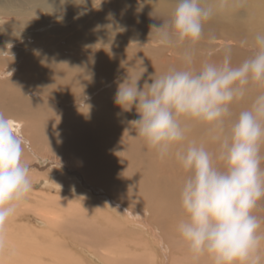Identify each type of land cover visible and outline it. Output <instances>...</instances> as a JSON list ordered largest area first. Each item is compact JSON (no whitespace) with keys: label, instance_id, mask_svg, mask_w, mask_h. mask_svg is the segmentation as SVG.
Wrapping results in <instances>:
<instances>
[{"label":"bare ground","instance_id":"bare-ground-1","mask_svg":"<svg viewBox=\"0 0 264 264\" xmlns=\"http://www.w3.org/2000/svg\"><path fill=\"white\" fill-rule=\"evenodd\" d=\"M177 2L178 0H0V28L8 30V34L4 32V35L0 37V62L11 59L15 61L23 53L34 51L38 54L37 59H34V62L32 61L28 66L39 73V77L35 79L33 77L28 78V72L19 74L17 81H14L16 86L0 84V113H3L10 120L12 126L20 130L31 144L32 140L34 142L43 141L44 138L39 134L37 138H28L25 135L26 122L7 113L22 111L27 114L30 111L35 118L39 119L41 116H45L49 121L50 118L45 113L46 111H54L55 108L46 101L34 102L25 99L24 95L27 90H32L33 94L41 95L54 103L63 101L69 109L90 105L91 111L89 113L78 112V116L83 122H69L70 124L67 126L59 125L57 126L58 131L65 136L77 133L78 139L77 141L74 140L73 143L79 144L80 148L83 149L94 146H99L98 149H100L103 145L108 147L109 141L105 144H102L101 141L104 143L103 139L111 140L113 137H118L119 139L112 146H117L120 150L125 151L140 168L149 169V173L154 171L152 169L160 172V175L149 176L153 179L151 181L157 184L153 187L155 194L171 193L176 187L167 186L169 184L166 182L173 180L177 182L181 175H187L176 159L175 151L184 149L190 144L203 145L213 155L215 165L221 164L218 167L223 168L224 162L216 159L220 150V139H216L218 133L210 127L192 120L182 119L185 140L176 146L169 155L161 158L159 153L150 148L142 137L137 135L133 138L137 128L129 122L139 118L135 109L131 112H123L114 104L118 85L128 77L129 79L137 78L142 72L141 67L147 68L139 81L141 87L145 81L151 83L149 79L151 75H153L152 78H156L171 69L185 67L184 54L188 47L175 43L163 45L158 34L151 31L153 24L159 26L162 22L170 23ZM202 4L212 6L214 10L213 17L204 23L202 38L220 34L231 41H246V44H249L255 41L257 34L264 32V0H227V6L223 9L218 7L219 0H202ZM40 12L46 15L50 24L52 23L50 18H54V24L63 23V21L69 22L66 28L61 27L59 29L54 24L50 26L49 30L52 32L60 30L69 33L61 41L62 43L55 44V47H52L53 39L40 41L39 37L44 36L48 30L47 28L39 30L41 27H47L39 18L40 16L35 17ZM17 29H32V31L28 33L29 37L25 32H22L23 36H17L14 32ZM22 38V42H16ZM72 42H77V46H73ZM19 43H23L21 50L17 48ZM63 43L69 44L62 48V50L70 52L69 56L61 54L58 50ZM10 54L11 59L7 56ZM80 57L83 59L90 58L91 62L85 63L86 61L82 60L79 64L75 63L74 59L79 58L80 60ZM197 58L198 55L194 52L192 67L199 70ZM139 60L143 61L142 65H140ZM11 66L4 68L3 72L8 73ZM121 71H125L126 75L116 81L114 77ZM21 81H23L22 84ZM105 88L109 89L105 91ZM68 96L69 99L65 100ZM99 99L101 100L99 101ZM252 99L246 94L243 98L234 100L230 107L231 116L225 118V121L233 120L241 111L250 109L254 103ZM97 101L99 102L97 103ZM104 116H110L105 123L102 122ZM68 117L70 116L68 115ZM54 119L57 118L54 116ZM59 119L53 121L56 122ZM28 127L30 126L28 125ZM83 134L100 138L97 140L94 138L95 142L91 143L86 138L87 136L83 137ZM74 136L76 137V135ZM112 146L110 145V147ZM31 148L32 153H34L32 161L35 159L47 160L56 164L55 168L60 174L65 175V177L69 175V179L73 180V183H68V185L74 187L78 182L81 185H89L91 191L95 188L100 189V191L103 190V193L101 191L97 195L98 197L104 196L109 205L120 207L126 215L134 218L135 221L131 222L132 225L144 227L149 231L148 233L145 230L153 243L157 246L161 243L163 251L166 252L165 248L169 249V246L164 245L158 227L149 224L147 217L145 218L140 213L138 208L144 212L145 210L148 211V208L143 206V200L138 199L134 201L135 204L130 202L132 205L123 206L118 196L116 197L114 193H110L108 188L97 182L103 179L104 174L101 173L100 166L96 165V160L89 161L85 158L87 156L86 151L81 153L83 156L80 155L81 164L79 165L59 157H49L44 152L35 150L32 145ZM96 153L95 155L98 154ZM31 155L25 152L26 157H31ZM98 163L100 165V162ZM60 168L65 171L63 172ZM159 177L162 179L159 180ZM116 190L118 191V189ZM114 192L116 191L114 190ZM153 208V210H158L159 207ZM109 264L115 263L110 262Z\"/></svg>","mask_w":264,"mask_h":264},{"label":"clouds","instance_id":"clouds-1","mask_svg":"<svg viewBox=\"0 0 264 264\" xmlns=\"http://www.w3.org/2000/svg\"><path fill=\"white\" fill-rule=\"evenodd\" d=\"M226 6L227 0H219V8ZM213 15V7L202 0H178L170 23L153 24L151 31L163 45L189 46L185 67L151 75V83L145 81L142 87L139 81L147 68L141 67L137 78L118 85L114 104L123 112L135 109L139 118L129 122L137 128L133 138L142 137L161 158L185 140L182 119L204 124L218 133L216 139L222 137L216 159L224 162L223 168L203 145L175 151L187 173L180 191L185 219L178 232L195 256L207 255L213 264H258L264 221L254 213L264 201V93L238 114L227 135L224 122L233 101L244 97L250 83L264 85V34L255 37L259 50L238 66L232 65L228 50L220 63L206 62L196 70L193 48ZM26 151L34 157L30 141L0 113V235L32 190Z\"/></svg>","mask_w":264,"mask_h":264},{"label":"rangeland","instance_id":"rangeland-1","mask_svg":"<svg viewBox=\"0 0 264 264\" xmlns=\"http://www.w3.org/2000/svg\"><path fill=\"white\" fill-rule=\"evenodd\" d=\"M35 17L41 18L47 25V27H41L39 30L48 29L44 36L39 37L41 42L53 39L52 47H55V44L62 43L64 37L69 34L60 30L57 32L49 30L50 26L54 24V18H50L52 22L50 24L46 15L42 12ZM54 25L59 29L61 27L66 28L69 22H57ZM31 31L32 29L14 30L17 36H23L22 32L28 34ZM4 32L8 34V30L0 28V37L4 35ZM69 32L71 33V31ZM22 40L23 38L16 40V42H22ZM76 43L72 42L73 46L76 47ZM22 44H17L18 50H21ZM67 45L63 43L62 47L58 48L60 53L65 56L70 54L68 50H62ZM185 46L189 48L187 44ZM193 50L198 55V68L206 62L220 63L228 50L231 52L232 65L238 66L258 51L259 46L256 41L242 44V42L226 39L224 35L214 34L202 38ZM7 56L11 59V54ZM37 56L38 54L33 51L23 53L15 61L11 59L10 61L0 62V84L16 86L14 81H17L18 75L24 72H28V78H38V71H34V68L28 66L32 61L34 62V59H37ZM70 57L73 58V56ZM82 60L86 61L85 63L91 62L90 58L83 59L80 57V60L79 58L74 59L77 64ZM9 66H11V69L8 73H4V68ZM125 75V71H121L114 78L118 81L119 78L121 79ZM108 89L105 88V91ZM31 91L27 90L24 95L25 99L34 102L46 101L55 108L54 111H46L45 113L50 118L49 121L45 116H41L39 119L35 118L30 111V114L22 111L7 114L21 118L26 122L25 135L28 138H37L38 134L44 138L43 141L37 140L34 142L32 140V147L41 153L44 152L49 157H59L79 165L81 164L80 155L86 151L87 156L85 158L89 161L96 160V165L100 166L99 169L104 174L103 179L97 182L108 188L110 193H114L116 197L118 196L123 206L132 205L130 202L134 203L138 199L143 200V206H146L149 212L147 210L144 212V210L138 208L140 213L145 218L147 217L149 224L158 227L164 245L169 246V249L165 248L166 252L163 251L161 243L158 244L159 246L153 243L144 227L132 225L131 222L135 221L134 218L126 215L120 207L109 205L104 196L98 197L97 195L101 191L103 193V190L100 191V189L95 188L91 191L89 185H81L78 182L74 187L68 185V183H73V180L69 179V175L65 177V175L60 174L55 168L56 164H52L47 160L35 159L32 161L33 156L26 151L31 155V157L24 155V159L31 165L29 178L32 183V190L26 200L19 205L15 215L8 220L2 235H0V239H2L0 264H109L110 262L115 264H213L212 259L207 255L195 256L182 241L178 232L179 224L185 219L180 208V191L187 175H181L177 182L175 180L166 182V184H169L167 186L176 187L171 193L155 194V188L153 187L157 184L151 181L153 179L149 176L160 175V172L152 169L154 171L149 173V169L140 168L125 151L120 150L117 146H112L117 142L118 137H113L111 140L103 139L104 143L101 141L102 144L109 141L108 147L103 145L100 149H98L99 146L83 149L80 148L79 144L75 145L73 143L74 140L77 141L78 139L77 133L65 136L58 131L57 126L59 125L67 126L70 123L83 122L80 120L81 117L79 118L78 112L85 111V113H89L90 108L88 110V107L79 106L69 109L63 101L54 103L51 100H46L41 95L33 94ZM262 93H264V85L250 83L247 86L245 95L247 94L255 101L256 97ZM68 99L69 96L65 98V100ZM79 109L82 110L79 111ZM54 116L57 119L63 118L62 122L60 119L54 122L53 120H57L54 119ZM110 116H104L102 122L105 123ZM232 121L234 119L225 121V135L229 132ZM92 137L87 136L86 138L91 143H93L94 138L96 140L100 138L97 136ZM95 149L96 151H94ZM95 152L98 154L95 155ZM261 155L264 156V146H262ZM98 162H100V165ZM222 166L224 167V165ZM261 167L264 168V161H262ZM60 170H63V168H60ZM70 173L72 172L70 171ZM74 178L76 177L74 176ZM161 179L159 177V180ZM115 188L118 189L119 193ZM153 207H159L160 209L153 210ZM133 209L136 210V208ZM254 214L264 221V201L261 202ZM147 232L149 233V231ZM259 234L264 237V223L261 225ZM258 255L260 257L258 264H264V239L261 240Z\"/></svg>","mask_w":264,"mask_h":264}]
</instances>
